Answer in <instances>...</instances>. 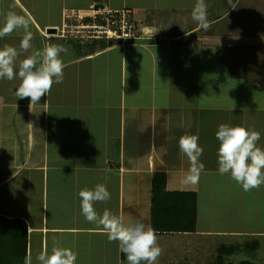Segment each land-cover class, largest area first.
Listing matches in <instances>:
<instances>
[{
    "label": "crops",
    "instance_id": "crops-1",
    "mask_svg": "<svg viewBox=\"0 0 264 264\" xmlns=\"http://www.w3.org/2000/svg\"><path fill=\"white\" fill-rule=\"evenodd\" d=\"M98 1L134 9L141 38L48 36L64 10L87 8L0 0L17 20L0 29V216L25 224V264H171L196 238L264 235L211 227L225 213L201 202L217 187L213 175L264 173V126L244 123L248 110L207 103L199 77L178 74L184 60L224 47V31L206 32L216 18L204 19L203 0ZM157 173L165 191L196 194L193 232L152 229ZM124 238L135 240L132 259L122 256Z\"/></svg>",
    "mask_w": 264,
    "mask_h": 264
},
{
    "label": "rangeland",
    "instance_id": "rangeland-1",
    "mask_svg": "<svg viewBox=\"0 0 264 264\" xmlns=\"http://www.w3.org/2000/svg\"><path fill=\"white\" fill-rule=\"evenodd\" d=\"M78 1L81 3H78L77 6L87 8L82 12L84 16L93 15L90 8L94 5V7H106L103 1H95L89 6V0ZM203 2L207 7L204 19L216 18L213 24L208 23L209 27L206 28V32L213 35L224 31V47L218 48L216 53L215 50H202L196 58L198 62L184 60L183 64H179L178 74L183 80L192 82L191 84L194 83V77L198 76L197 80L201 81L202 86V98L206 97L207 103L218 107L230 104L242 111L248 110L245 112L244 123L249 124L247 120L254 119L257 127H262L264 122L260 120H264V112H259V110L264 109V0H203ZM70 6L75 7L76 4ZM122 8L130 9L131 18L136 23L134 9ZM40 14L43 16V9ZM15 21L17 20L12 16L4 15L3 11H0V29L7 30L9 28L10 31H13ZM192 24V20L188 21L187 27ZM177 28L178 26L174 24L171 26L172 30ZM227 29L236 35H228L230 33ZM136 30L141 32V29L136 28ZM137 38L141 37L137 35ZM227 42H232L234 47L226 46ZM244 45L249 46L245 47ZM253 45L261 47V53H255ZM234 49H239L240 52L237 61L232 63V59L235 57L233 56ZM166 59H174L172 48L170 50L167 48ZM175 61L182 62V59L176 58ZM233 92L236 96L232 95ZM213 98L218 99L213 100ZM258 154L257 157H260ZM256 165L255 163V167ZM254 173L211 176L217 187L213 192L205 194L201 202L206 207L212 204L214 210L223 208L226 217V220L223 221L212 219L211 227H215V224H226L229 226L228 229L238 227L242 232L264 231V173H259L258 170H255ZM244 234L245 236L219 235L209 241L196 238L190 246H186L185 253L174 255L171 264H218L219 262L230 264L240 261L264 264V235ZM222 246L232 247V253L229 255L220 254L219 249ZM219 257L221 261L218 260Z\"/></svg>",
    "mask_w": 264,
    "mask_h": 264
},
{
    "label": "trees",
    "instance_id": "trees-1",
    "mask_svg": "<svg viewBox=\"0 0 264 264\" xmlns=\"http://www.w3.org/2000/svg\"><path fill=\"white\" fill-rule=\"evenodd\" d=\"M98 1V0H95ZM151 227L158 232L195 230L196 194L194 192L165 191V178L162 173L153 175L151 201ZM254 247V244L252 245ZM134 238H124L121 243L122 256L132 259ZM220 254L229 255L232 247L222 246ZM26 227L19 219H6L0 216V264H25ZM221 261L220 257L218 259ZM218 264H221L219 262ZM230 264H252L240 261Z\"/></svg>",
    "mask_w": 264,
    "mask_h": 264
},
{
    "label": "built area",
    "instance_id": "built-area-1",
    "mask_svg": "<svg viewBox=\"0 0 264 264\" xmlns=\"http://www.w3.org/2000/svg\"><path fill=\"white\" fill-rule=\"evenodd\" d=\"M94 6L90 8L92 16L82 15L80 12L83 10H64L62 25L59 29L55 28V34L77 40L112 38L126 41L137 37V25L131 18L130 9L112 10L105 6Z\"/></svg>",
    "mask_w": 264,
    "mask_h": 264
},
{
    "label": "water",
    "instance_id": "water-1",
    "mask_svg": "<svg viewBox=\"0 0 264 264\" xmlns=\"http://www.w3.org/2000/svg\"><path fill=\"white\" fill-rule=\"evenodd\" d=\"M47 30H48L47 32H55V29L54 28H49Z\"/></svg>",
    "mask_w": 264,
    "mask_h": 264
},
{
    "label": "clouds",
    "instance_id": "clouds-1",
    "mask_svg": "<svg viewBox=\"0 0 264 264\" xmlns=\"http://www.w3.org/2000/svg\"><path fill=\"white\" fill-rule=\"evenodd\" d=\"M55 32H56V31H55ZM55 32H48V34H47V35H48V36H50L52 33H54V34H55Z\"/></svg>",
    "mask_w": 264,
    "mask_h": 264
},
{
    "label": "bare ground",
    "instance_id": "bare-ground-1",
    "mask_svg": "<svg viewBox=\"0 0 264 264\" xmlns=\"http://www.w3.org/2000/svg\"><path fill=\"white\" fill-rule=\"evenodd\" d=\"M82 14V12H80Z\"/></svg>",
    "mask_w": 264,
    "mask_h": 264
}]
</instances>
